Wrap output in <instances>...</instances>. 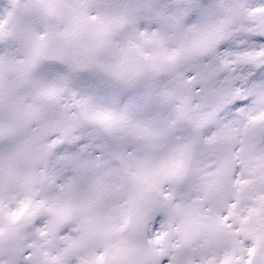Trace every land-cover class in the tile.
I'll list each match as a JSON object with an SVG mask.
<instances>
[{"label":"snow or ice","instance_id":"6c2138e0","mask_svg":"<svg viewBox=\"0 0 264 264\" xmlns=\"http://www.w3.org/2000/svg\"><path fill=\"white\" fill-rule=\"evenodd\" d=\"M0 264H264V0H0Z\"/></svg>","mask_w":264,"mask_h":264}]
</instances>
